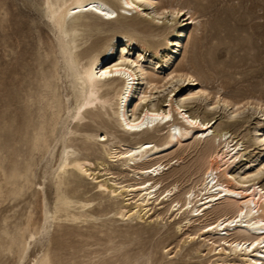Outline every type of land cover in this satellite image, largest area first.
<instances>
[{"label":"bare ground","instance_id":"6f19581e","mask_svg":"<svg viewBox=\"0 0 264 264\" xmlns=\"http://www.w3.org/2000/svg\"><path fill=\"white\" fill-rule=\"evenodd\" d=\"M216 1L47 0L48 23L57 33V43L51 48L59 52L56 71L62 63L72 91L58 140L62 147L56 182L59 206L56 215L45 213L47 222L86 220L85 215L74 212L75 201L71 189L66 188L72 185L71 177L84 176L97 184L101 194L123 199L125 207L116 213L122 219L145 220L160 206L161 213L180 219L179 232L198 223L195 232L187 234L189 241L194 242L202 232L207 234L204 242L210 253L238 258L222 264H264V104L242 105L218 96V92L212 96L203 86L201 75L212 70L221 55L222 47L213 42L222 37L219 31L196 37L190 57L177 64L191 26L198 22V11L191 4L209 11ZM259 17L264 18V13ZM241 46L240 40L236 41L235 47ZM185 82L189 88L179 95ZM198 101L204 105L201 111H193L191 104ZM218 107L226 114L223 125L217 124L214 116ZM248 108L263 119L243 136L251 143L244 146V141L236 140L232 126ZM165 130L162 138L154 136ZM251 146L258 151L249 157ZM175 152L178 160L187 152L195 153L184 166L193 183L182 191L178 184L181 177L163 186L164 171ZM95 153L106 155L111 162H122L126 169L122 178H131L130 182L118 181L119 175L116 177L104 160L99 161L98 173L104 171L103 175L112 177L102 179L89 160ZM85 206L80 203L79 207ZM215 210L216 216L209 220ZM44 230L49 235L50 229L45 226ZM37 237L33 234L32 241ZM48 241L51 244L52 238ZM53 247L44 250L45 256L35 259L34 264H67L60 250ZM102 248L88 264H152L162 250L154 244L135 252L123 244Z\"/></svg>","mask_w":264,"mask_h":264},{"label":"rangeland","instance_id":"374dc122","mask_svg":"<svg viewBox=\"0 0 264 264\" xmlns=\"http://www.w3.org/2000/svg\"><path fill=\"white\" fill-rule=\"evenodd\" d=\"M191 6L198 11V22L191 26L190 37L185 40L184 53L179 55L177 64L190 57L196 37H202L209 31H219L222 37L213 42L222 47L218 58L222 62L217 61L214 70L201 75L203 86L214 94L212 96L218 92V96L240 101L242 105L258 101L264 104V18L259 17L264 13V0H217L209 11H202L194 4ZM55 33L48 23L47 0H0V264H34L52 245L60 250L67 264H88L97 250L103 251L101 246L104 249L113 244L126 245L130 252L153 244L160 245L162 250H158L152 264H167L170 260L173 264H222L225 260H238L233 256L210 253L204 242L207 234L202 235V232L194 242L189 241L187 234L195 232L194 227L198 223L179 232L180 219L161 213L160 206L142 221L120 218L116 213L125 207L123 199L112 200L109 194H101L97 184L84 176L71 177L72 185L66 187L71 189L70 194L75 201L74 212L86 216V220L84 217L78 220L80 224L84 223L57 222L52 218L49 223L45 220V213L56 215L55 209L59 206L56 182L62 147L58 140L64 130L67 102L72 99L69 73L61 60L59 71H56L55 57L59 52L51 50L57 43ZM239 40L241 49L235 47ZM130 49L136 50L134 47ZM188 88L187 82L182 83L179 95ZM203 105L198 101L190 107L199 112ZM213 112L217 124L223 125L225 112L220 107ZM238 118L240 121L232 126V131L236 140L241 139L244 146H249L248 137L243 139V136L248 135L263 118L253 115L250 108ZM166 132L154 136L159 139ZM249 151L250 157L258 148L251 146ZM175 156L176 152L169 158L172 161L164 171L163 186L178 182L181 177L178 184L179 191H182L193 183L184 166L193 160L195 153L187 152L179 160ZM89 160L98 175L105 174L104 171L98 173L99 161L104 160L114 175H119L118 181L130 182L131 178H122L126 170L122 162H111L102 153H95ZM111 177L112 174H106L102 179ZM80 203L85 204V208H80ZM215 216L216 210L209 214V220ZM45 226L53 231V235L50 230L49 235H45ZM33 234L39 237L34 242L31 239ZM86 247H89L88 251Z\"/></svg>","mask_w":264,"mask_h":264}]
</instances>
